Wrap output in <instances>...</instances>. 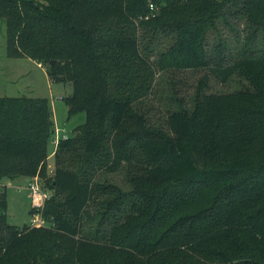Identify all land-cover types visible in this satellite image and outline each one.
Masks as SVG:
<instances>
[{"label": "trees", "instance_id": "1", "mask_svg": "<svg viewBox=\"0 0 264 264\" xmlns=\"http://www.w3.org/2000/svg\"><path fill=\"white\" fill-rule=\"evenodd\" d=\"M231 17L247 35L228 64L209 35ZM0 18L8 56L72 86L68 119L86 114L49 173L48 99L0 96V182L53 192L35 228L8 221L0 189V264H264V0H0ZM157 69L209 73L192 108L173 89L165 126L142 107ZM210 74L247 84L207 94ZM123 168L129 190L98 178Z\"/></svg>", "mask_w": 264, "mask_h": 264}, {"label": "rangeland", "instance_id": "2", "mask_svg": "<svg viewBox=\"0 0 264 264\" xmlns=\"http://www.w3.org/2000/svg\"><path fill=\"white\" fill-rule=\"evenodd\" d=\"M158 12H155L157 14ZM155 14H152L154 16ZM247 33L245 31V19L231 17L229 23L219 22L218 31L209 35L210 45L214 46L219 38L224 41L225 60L228 64L233 62L240 55L241 46ZM148 41L152 49L151 61L156 62L157 56L172 43V38L164 33L155 35ZM5 19L0 18V96L1 97H38L46 98L52 107V115L56 130L59 129V136L66 134L68 137H75L76 127L86 120L85 113H79L68 119V106L65 98L72 92L69 83L53 82L47 74V68L39 66L37 62L29 58L9 57L7 54ZM263 41V40H262ZM215 42V44L213 43ZM264 49V42L259 45ZM208 73L207 70H186V71H159L157 69L154 90L144 99L142 107L147 111L151 121L157 125L166 124L168 110L176 109L170 101V96L175 89L178 95L184 99L187 108L193 107L196 87L202 76ZM209 74V73H208ZM247 82L238 76H233L227 83H221L210 74L207 94H223L239 90ZM62 99V100H60ZM55 136L48 147V162L46 169L52 173L55 169L54 151L57 145ZM54 152V153H53ZM102 182L114 183L123 190H129L131 185L127 179L125 169L116 172L102 171L98 175ZM31 178H15V180H3L0 182V189L7 192L6 215L8 221L16 226L29 225L31 218V201L27 181ZM44 184V181H41ZM52 226L51 224L48 227Z\"/></svg>", "mask_w": 264, "mask_h": 264}, {"label": "built area", "instance_id": "3", "mask_svg": "<svg viewBox=\"0 0 264 264\" xmlns=\"http://www.w3.org/2000/svg\"><path fill=\"white\" fill-rule=\"evenodd\" d=\"M150 9L154 10V6L150 5ZM59 129L55 133V144L58 145L61 139H67L68 136L63 134L61 137L59 134ZM29 189V198L31 201V218H30V227L40 228L47 227L48 223L43 216V210L46 205V202L51 199L53 192L51 190L45 189L38 176L31 178L28 183Z\"/></svg>", "mask_w": 264, "mask_h": 264}, {"label": "crops", "instance_id": "4", "mask_svg": "<svg viewBox=\"0 0 264 264\" xmlns=\"http://www.w3.org/2000/svg\"><path fill=\"white\" fill-rule=\"evenodd\" d=\"M34 62H35V61H34ZM37 64L40 66V64H39V63H37ZM60 100H62V99H60ZM52 110H53V109H52ZM53 115H54V114H53ZM80 125H81V124H80ZM54 152H55V151H54ZM54 152H53V153H54ZM27 182H29V180H28Z\"/></svg>", "mask_w": 264, "mask_h": 264}, {"label": "water", "instance_id": "5", "mask_svg": "<svg viewBox=\"0 0 264 264\" xmlns=\"http://www.w3.org/2000/svg\"><path fill=\"white\" fill-rule=\"evenodd\" d=\"M30 214H31V212H30Z\"/></svg>", "mask_w": 264, "mask_h": 264}]
</instances>
